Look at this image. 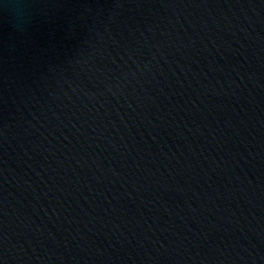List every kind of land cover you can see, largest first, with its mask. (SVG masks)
I'll return each mask as SVG.
<instances>
[{"label": "water", "instance_id": "obj_1", "mask_svg": "<svg viewBox=\"0 0 264 264\" xmlns=\"http://www.w3.org/2000/svg\"><path fill=\"white\" fill-rule=\"evenodd\" d=\"M0 264H264V0H0Z\"/></svg>", "mask_w": 264, "mask_h": 264}]
</instances>
